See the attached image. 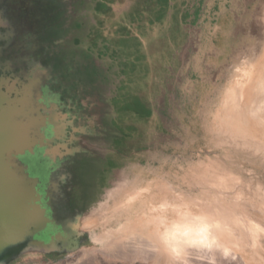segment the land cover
<instances>
[{"label":"rangeland","instance_id":"1","mask_svg":"<svg viewBox=\"0 0 264 264\" xmlns=\"http://www.w3.org/2000/svg\"><path fill=\"white\" fill-rule=\"evenodd\" d=\"M263 7L0 0V92L11 113L0 171L20 180L45 226L42 245L5 264H163L144 238L107 236L138 186L175 195L180 185L264 229V140L221 121L234 67L264 41ZM102 200L112 213L99 237L88 224ZM203 257L191 264H209ZM244 258L261 264L264 235Z\"/></svg>","mask_w":264,"mask_h":264},{"label":"clouds","instance_id":"2","mask_svg":"<svg viewBox=\"0 0 264 264\" xmlns=\"http://www.w3.org/2000/svg\"><path fill=\"white\" fill-rule=\"evenodd\" d=\"M238 64L234 67V76L242 78V74L251 71L254 66L257 74L264 79V50L259 56L249 54L247 59L238 60ZM259 104L264 105V97ZM245 116L248 124L259 129L261 136H264V107L257 110L245 100ZM176 187L175 195L162 196L157 193L140 209L144 227L152 235L163 257V264H191L192 257L205 259L200 255L204 251L213 254L209 264H247L244 250L251 248L247 232L236 225H233L232 235L223 231L219 225L224 221L215 215L213 208L202 204L198 195H189L186 191L182 193L181 186ZM97 207H102V211L94 217L95 227L98 236L102 237L112 209L106 200H102ZM259 219L264 223V215ZM261 264H264V260Z\"/></svg>","mask_w":264,"mask_h":264},{"label":"bare ground","instance_id":"3","mask_svg":"<svg viewBox=\"0 0 264 264\" xmlns=\"http://www.w3.org/2000/svg\"><path fill=\"white\" fill-rule=\"evenodd\" d=\"M262 22L264 24V7ZM262 50H264V43H260L257 50L252 49L251 51H248L245 55V59L249 57V54L259 56ZM262 97H264V79L257 74L256 69L253 66L251 71H245L242 74V78L240 76H236L232 85L227 89L223 107L225 113L224 115H221V121L234 125L237 133L240 135L242 134L244 136H251L253 138L264 140V136H261L260 130L251 127L245 116V100H248L254 107L257 108V110H259V107H264V105L259 104ZM157 193L162 196L168 195L166 192H160L153 189L150 185L145 187L138 186L132 191H129L120 202L119 219H115V228L109 229L107 236L116 232V234L125 235V237H128L129 235H137L140 237L139 240L144 238L145 242L150 244H146V246H152L151 248L149 247L152 249V258L157 262H161L163 257L158 251V247L152 235L145 229L140 211L141 207L149 203L151 198L155 197ZM190 210L191 206L189 205V211ZM214 212L216 216L221 217L224 221L223 224L219 225L221 229L228 232L230 235L233 234V227L230 222L239 225L243 231H246L253 244H256L258 239L264 235V229L259 224L250 220V218L245 219L239 216L237 214L238 212L230 213L225 209L217 208H214ZM88 225L94 226L95 223L90 222ZM88 225L87 227H89ZM132 225L136 228L139 227L141 230L137 231L135 228L132 229ZM200 255L209 257L213 256L212 253L207 251L200 253Z\"/></svg>","mask_w":264,"mask_h":264},{"label":"water","instance_id":"4","mask_svg":"<svg viewBox=\"0 0 264 264\" xmlns=\"http://www.w3.org/2000/svg\"><path fill=\"white\" fill-rule=\"evenodd\" d=\"M20 183L7 170L0 171V264L42 242L35 236L45 229L44 222L33 214L30 196ZM54 242V236H51L45 246L51 248Z\"/></svg>","mask_w":264,"mask_h":264},{"label":"flooded vegetation","instance_id":"5","mask_svg":"<svg viewBox=\"0 0 264 264\" xmlns=\"http://www.w3.org/2000/svg\"><path fill=\"white\" fill-rule=\"evenodd\" d=\"M1 95L3 94H0V129L11 118V113L8 111V108H6V105L4 104L5 101L3 100L4 97H1Z\"/></svg>","mask_w":264,"mask_h":264}]
</instances>
